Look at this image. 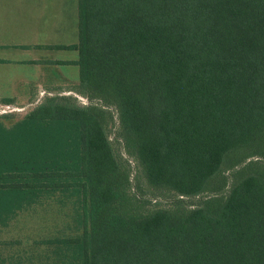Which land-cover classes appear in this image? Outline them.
<instances>
[{
    "label": "trees",
    "instance_id": "obj_1",
    "mask_svg": "<svg viewBox=\"0 0 264 264\" xmlns=\"http://www.w3.org/2000/svg\"><path fill=\"white\" fill-rule=\"evenodd\" d=\"M69 49L88 104L0 120V228L56 200L73 231L35 264H264V0H77ZM111 108L165 207L132 192Z\"/></svg>",
    "mask_w": 264,
    "mask_h": 264
},
{
    "label": "rangeland",
    "instance_id": "obj_2",
    "mask_svg": "<svg viewBox=\"0 0 264 264\" xmlns=\"http://www.w3.org/2000/svg\"><path fill=\"white\" fill-rule=\"evenodd\" d=\"M76 0H72L67 4L71 5V9L67 8L65 17L63 13L57 17L58 23L65 20V26L58 27V33L51 35L52 40L57 43V52L55 53L57 61H68L76 57L77 51L69 49V47L77 44V12L75 13L74 4ZM64 17V18H63ZM1 35V34H0ZM20 39H29L31 37L13 33L9 35L3 34V40H13L19 43ZM54 38V39H53ZM63 48V49H61ZM31 54L22 51H3L0 50V58L6 60H25L32 58ZM35 61L43 63L48 61V57L43 53L34 52ZM68 71L61 74L58 71L57 80L51 84V95L42 98H8L12 95V86L20 75H26L31 71L22 66L5 65L0 66V120L5 126H10L16 121L20 120L34 107L45 101L49 97H75L79 106L87 105L86 98L78 92V67H70ZM59 69V68H58ZM53 90V91H52ZM6 100V101H5ZM9 100V102H7ZM109 111L112 113L113 125H108L107 136L111 142L116 154L120 155L127 161L130 170V179L132 181V192L136 190L143 196L148 198L149 202L145 204V208L152 211L159 207H165V202L162 200L168 199L166 195L152 190L147 187L144 179L139 175L138 167L135 161L128 157L123 149L121 140L117 136V119L115 111L111 108ZM222 175L228 178L227 187L231 184L228 176L232 170L229 169V162L224 164L221 168ZM138 194V193H137ZM170 197L171 195H167ZM153 197V198H152ZM155 198V199H154ZM172 198V197H171ZM198 197L187 199V203L192 205L196 202ZM71 210L67 207H61L55 200H48L39 205H35L25 211L20 212L12 219L7 226L0 228V264H27L26 258H32V264L36 263L35 254L38 252L37 243L40 240L51 238L55 235L68 234L73 231V223L70 219Z\"/></svg>",
    "mask_w": 264,
    "mask_h": 264
},
{
    "label": "crops",
    "instance_id": "obj_3",
    "mask_svg": "<svg viewBox=\"0 0 264 264\" xmlns=\"http://www.w3.org/2000/svg\"><path fill=\"white\" fill-rule=\"evenodd\" d=\"M70 1L72 0H0V50L33 53L32 58L25 60L10 61L0 58V66L19 65L31 70L27 76L18 77L12 86V95L7 96L9 99L50 96L51 84L53 86L56 82L58 71L61 74L67 71L74 74L70 71V67H76L73 62L77 60V54L71 60L57 61L55 56L57 43L51 37L58 33V27L64 28L65 20L58 23L57 17L61 13L65 17L67 8L71 9V5L67 4ZM74 9L76 13L77 0ZM13 33L24 34L31 38L23 40L19 38V43L13 40L2 41L3 34ZM34 52L43 53L48 57V61L37 63L33 57ZM0 96L5 99L4 96Z\"/></svg>",
    "mask_w": 264,
    "mask_h": 264
}]
</instances>
